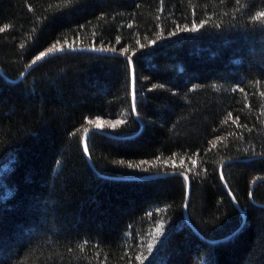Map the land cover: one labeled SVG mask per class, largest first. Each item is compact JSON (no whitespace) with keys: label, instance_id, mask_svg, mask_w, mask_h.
Listing matches in <instances>:
<instances>
[{"label":"trees","instance_id":"obj_1","mask_svg":"<svg viewBox=\"0 0 264 264\" xmlns=\"http://www.w3.org/2000/svg\"><path fill=\"white\" fill-rule=\"evenodd\" d=\"M262 12L0 0V264H264Z\"/></svg>","mask_w":264,"mask_h":264},{"label":"water","instance_id":"obj_2","mask_svg":"<svg viewBox=\"0 0 264 264\" xmlns=\"http://www.w3.org/2000/svg\"><path fill=\"white\" fill-rule=\"evenodd\" d=\"M73 53V52H91V53H96V54H102V55H114L113 53L106 51V50H102V49H95V48H68V49H61V50H56L53 52H50L44 56H42L39 60H37L36 62H34L29 68L28 70L20 77V79H22L29 71H31L33 68H35L39 63L43 62L44 60L57 56V55H62V54H66V53ZM124 56V55H123ZM126 57V56H124ZM127 59L129 60V57H127ZM130 61V67H131V73H132V83H131V91H132V102H133V107H135V103H136V74H135V68H134V64L131 60ZM91 133H98V134H102V135H106L109 137H114V135L110 134L109 132H106L105 130H101L98 128H94L91 130H88L84 136V150L85 147L87 148V142H88V137ZM86 155L88 156V148L87 151H85ZM167 174H161V175H156V176H149L147 178H158V177H163L166 176ZM188 182V193H187V200H186V207H185V219L187 221V223L189 225L192 226L188 213H187V208H188V203H189V199H190V181L188 180L187 176H184ZM234 204L236 205V207L240 210L242 216H244L243 211L240 209V207L238 206V204L236 203V201L234 200V198L231 196ZM193 227V226H192Z\"/></svg>","mask_w":264,"mask_h":264},{"label":"snow or ice","instance_id":"obj_3","mask_svg":"<svg viewBox=\"0 0 264 264\" xmlns=\"http://www.w3.org/2000/svg\"><path fill=\"white\" fill-rule=\"evenodd\" d=\"M260 15L261 16H264V12L260 13ZM3 30H4L3 28H0V31H3ZM185 30H188V31H196V30H198V28L195 25H193V27L191 29H185ZM49 51H52V49H50ZM43 55L44 54L41 53V56H43ZM39 59H40V57H37V60H39ZM90 123H91V121H90ZM117 123H122V121L117 122ZM102 126L103 125L101 123H96V127L97 128H101ZM115 126H116L115 124L111 125V127H115ZM85 131H87V130H85ZM85 151H87V148L86 147H85ZM159 231H160V229H157V232H159Z\"/></svg>","mask_w":264,"mask_h":264},{"label":"rangeland","instance_id":"obj_4","mask_svg":"<svg viewBox=\"0 0 264 264\" xmlns=\"http://www.w3.org/2000/svg\"><path fill=\"white\" fill-rule=\"evenodd\" d=\"M96 123H100V122L97 121ZM96 123H95V126H94L95 128H97V127H96ZM98 129H101V128H98Z\"/></svg>","mask_w":264,"mask_h":264},{"label":"bare ground","instance_id":"obj_5","mask_svg":"<svg viewBox=\"0 0 264 264\" xmlns=\"http://www.w3.org/2000/svg\"><path fill=\"white\" fill-rule=\"evenodd\" d=\"M113 53V52H112ZM122 56V55H121ZM125 56V55H124ZM128 57V56H127ZM2 72V71H1ZM135 108V107H134ZM191 192V191H190ZM239 206V205H238Z\"/></svg>","mask_w":264,"mask_h":264}]
</instances>
